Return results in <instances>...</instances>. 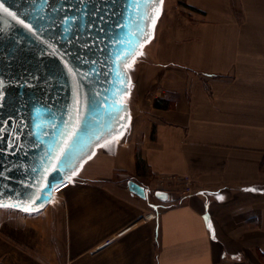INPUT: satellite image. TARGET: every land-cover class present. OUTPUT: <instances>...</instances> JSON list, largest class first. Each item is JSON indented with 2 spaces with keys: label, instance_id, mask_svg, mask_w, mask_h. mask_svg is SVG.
<instances>
[{
  "label": "crops",
  "instance_id": "1",
  "mask_svg": "<svg viewBox=\"0 0 264 264\" xmlns=\"http://www.w3.org/2000/svg\"><path fill=\"white\" fill-rule=\"evenodd\" d=\"M170 1L123 129L40 209L0 207V264H264V0Z\"/></svg>",
  "mask_w": 264,
  "mask_h": 264
},
{
  "label": "water",
  "instance_id": "2",
  "mask_svg": "<svg viewBox=\"0 0 264 264\" xmlns=\"http://www.w3.org/2000/svg\"><path fill=\"white\" fill-rule=\"evenodd\" d=\"M158 4L6 0L14 15L0 12V205L40 209L123 129L129 65L152 38ZM127 187L146 195L132 179Z\"/></svg>",
  "mask_w": 264,
  "mask_h": 264
},
{
  "label": "snow or ice",
  "instance_id": "3",
  "mask_svg": "<svg viewBox=\"0 0 264 264\" xmlns=\"http://www.w3.org/2000/svg\"><path fill=\"white\" fill-rule=\"evenodd\" d=\"M5 2H6V0H0V12L8 13L9 16L14 15L13 13H11V12L9 11V9H8L7 7H5ZM140 2L144 3L145 6H148V5L153 4V3H161V4H162V3H163V0H140ZM141 19H143V17H141ZM20 23L23 24L24 27H25L26 29L30 30V31H31L32 28H33L32 25L24 24V21H23V20H21ZM141 31H142V30H141ZM130 54H131V53H128V55H130ZM139 55L142 56V55H143V52H140ZM134 63H135V61H134ZM132 67H133V65H129V68H130V69H131ZM0 99H2V97H0ZM56 171H58V169H57ZM51 180H52V176L50 175V176H49V183H51ZM41 194H43V193H41ZM157 195H159V194H157ZM37 199H39V197H37ZM0 207H3V205H0ZM30 210H31V209H29V211H30Z\"/></svg>",
  "mask_w": 264,
  "mask_h": 264
},
{
  "label": "rangeland",
  "instance_id": "4",
  "mask_svg": "<svg viewBox=\"0 0 264 264\" xmlns=\"http://www.w3.org/2000/svg\"><path fill=\"white\" fill-rule=\"evenodd\" d=\"M164 2H165V0H163V3L161 4V3H159L158 4V6H156V10H155V12H154V14H155V17H153V18H156V17H158L159 16V18L161 17V15H162V12H163V10H164V7H163V5H164ZM177 2L178 3H181L182 1L181 0H177ZM173 6V2L172 1H170V0H166V4H165V14H167V11L169 10V8H171ZM174 7V6H173ZM172 12V11H171ZM170 12V13H171ZM153 20H155V19H153ZM154 22V21H153ZM148 45V43H145L144 44V46H143V48H142V51L141 52H143V54H144V52H145V46H147ZM141 56L140 55H138V56H136V58L135 59H133V61H132V65H133V67L135 68V67H139V65H138V59L140 58ZM134 61H135V63H134ZM129 102H130V99H129ZM56 193V192H55Z\"/></svg>",
  "mask_w": 264,
  "mask_h": 264
},
{
  "label": "bare ground",
  "instance_id": "5",
  "mask_svg": "<svg viewBox=\"0 0 264 264\" xmlns=\"http://www.w3.org/2000/svg\"><path fill=\"white\" fill-rule=\"evenodd\" d=\"M165 4H166V0H165V2H164L163 7H165ZM163 13H164V11H163ZM163 13H162L161 17H160L159 20H158V23H157V25H156V28H157V26H158V24H159V22H160V20H161V18H162V16H163ZM152 44H153V40H152L147 46H145V50L148 49V48H150V47L152 46ZM136 70H137V69H136ZM136 70H135V72H136ZM98 155H99V150H98L96 156L92 159L93 161H91V162L89 161V162H87V163L84 165L83 170H82L84 174H85L86 169L88 168V166L96 160V158H97ZM63 188H65V187H63ZM63 188H62V189H59V190H57V191H61V190H63ZM57 191H56V192H57Z\"/></svg>",
  "mask_w": 264,
  "mask_h": 264
},
{
  "label": "trees",
  "instance_id": "6",
  "mask_svg": "<svg viewBox=\"0 0 264 264\" xmlns=\"http://www.w3.org/2000/svg\"><path fill=\"white\" fill-rule=\"evenodd\" d=\"M162 102H169L168 100H162V99H155L154 100V105H156V106H161V107H166V106H168V103H165V104H163Z\"/></svg>",
  "mask_w": 264,
  "mask_h": 264
},
{
  "label": "built area",
  "instance_id": "7",
  "mask_svg": "<svg viewBox=\"0 0 264 264\" xmlns=\"http://www.w3.org/2000/svg\"><path fill=\"white\" fill-rule=\"evenodd\" d=\"M110 241V239H107V240H105V242L104 243H108Z\"/></svg>",
  "mask_w": 264,
  "mask_h": 264
}]
</instances>
